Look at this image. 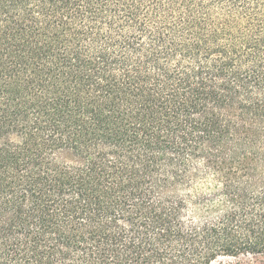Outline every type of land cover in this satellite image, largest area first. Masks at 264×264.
Here are the masks:
<instances>
[{
  "label": "trees",
  "instance_id": "16d2710c",
  "mask_svg": "<svg viewBox=\"0 0 264 264\" xmlns=\"http://www.w3.org/2000/svg\"><path fill=\"white\" fill-rule=\"evenodd\" d=\"M264 254V0H0V264Z\"/></svg>",
  "mask_w": 264,
  "mask_h": 264
},
{
  "label": "rangeland",
  "instance_id": "374dc122",
  "mask_svg": "<svg viewBox=\"0 0 264 264\" xmlns=\"http://www.w3.org/2000/svg\"><path fill=\"white\" fill-rule=\"evenodd\" d=\"M210 264H264V254L246 253L240 256L222 255Z\"/></svg>",
  "mask_w": 264,
  "mask_h": 264
}]
</instances>
